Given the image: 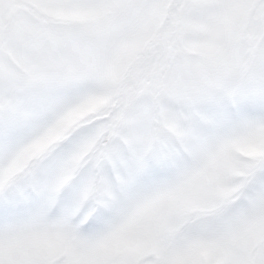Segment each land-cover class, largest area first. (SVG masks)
<instances>
[{"label":"rangeland","instance_id":"1","mask_svg":"<svg viewBox=\"0 0 264 264\" xmlns=\"http://www.w3.org/2000/svg\"><path fill=\"white\" fill-rule=\"evenodd\" d=\"M134 255L264 264V0H0V264Z\"/></svg>","mask_w":264,"mask_h":264},{"label":"flooded vegetation","instance_id":"2","mask_svg":"<svg viewBox=\"0 0 264 264\" xmlns=\"http://www.w3.org/2000/svg\"><path fill=\"white\" fill-rule=\"evenodd\" d=\"M52 255L48 256L49 258L51 257ZM140 256V255H134V257H131V263L130 264H136L138 262V259L137 257ZM48 257L46 259H48ZM146 260V261H144ZM148 260H151V256L148 258V259H143L142 260V263H146L148 262ZM140 264H141V261H140Z\"/></svg>","mask_w":264,"mask_h":264}]
</instances>
